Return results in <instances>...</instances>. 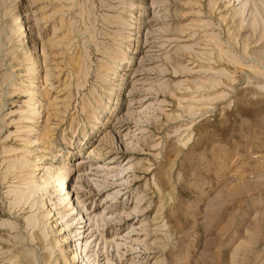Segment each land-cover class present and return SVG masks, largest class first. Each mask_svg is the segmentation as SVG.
<instances>
[{
	"label": "rangeland",
	"instance_id": "374dc122",
	"mask_svg": "<svg viewBox=\"0 0 264 264\" xmlns=\"http://www.w3.org/2000/svg\"><path fill=\"white\" fill-rule=\"evenodd\" d=\"M27 252L264 264V0H0V264Z\"/></svg>",
	"mask_w": 264,
	"mask_h": 264
},
{
	"label": "bare ground",
	"instance_id": "6f19581e",
	"mask_svg": "<svg viewBox=\"0 0 264 264\" xmlns=\"http://www.w3.org/2000/svg\"><path fill=\"white\" fill-rule=\"evenodd\" d=\"M20 16H19V18H18V21H16V23H15V25H16V28H17V32H18V34L20 35L21 33H24L25 32V28H24V26L21 24V17L23 16V13H21V14H19ZM25 22V21H24ZM180 30L181 29H178V31L180 32ZM41 54H42V56H43V53L41 52ZM44 57V56H43ZM34 58H35V62L34 63H36V62H38V60H40L39 59V55L38 54H36V55H34ZM121 80V79H120ZM40 105V104H39ZM38 105V106H39ZM50 105H51V103H49V102H46V107L45 108H43V109H45V112H47L48 111V108L50 107ZM33 110V109H32ZM31 110V111H32ZM28 113V112H27ZM45 121H47V116H45ZM46 135H47V131L45 132H43L42 133V135H41V137H40V140L41 139H43V138H45L46 137ZM106 137L105 136H102L101 137V139L102 140H104ZM106 141V140H105ZM106 142H108V143H110V144H114V142L111 140H108V141H106ZM48 147V146H47ZM111 147H109V148H105V149H103V148H99V149H95L94 147L93 148H91L90 150H88L87 151V156H90V155H92V161H97V162H105V161H110V160H108L109 159V157L107 156V154L108 153H110L111 152V149H110ZM115 157V156H114ZM111 158V159H115V158ZM65 163H62L61 165H60V168L58 169L59 170V172H58V174H56V176H55V179H53V180H51V179H49V177H48V175L50 174V173H53L52 171H50V172H48L47 173V175L45 176V177H43L44 179L41 181V182H37V183H33V188H35L37 191L38 190H44V192H45V190L46 189H52L54 192H60V198L58 199L59 200V208H63L66 204H67V202H70L71 200H72V196H71V194L69 193V188H68V186L66 185V182L69 180V176H68V172H69V169L67 168V167H63V165H64ZM124 166H121V165H114V164H111L110 165V167H109V172H112L113 174H114V177L115 176H117L118 174H119V170H126L125 168H123ZM36 168H38V166H36ZM117 178H118V176H117ZM117 179H115V181H116ZM112 183H114V182H112ZM31 186V185H30ZM116 185H115V183L112 185V187H115ZM111 187V186H110ZM32 189V188H31ZM34 190V189H33ZM32 190V191H33ZM36 191V192H37ZM31 192V191H30ZM39 192V191H38ZM51 192V191H50ZM50 209L52 208V206H50L49 207ZM73 208L74 209H77L78 208V204H74V206H73ZM76 212V211H75ZM79 212V211H78ZM70 215H73V214H70ZM79 215H80V217H81V219L83 220V223H84V225L83 226H81V228H83V231L81 232L82 234L88 229V227H87V224H86V222H87V219H84V215L81 213V212H79ZM61 218H58V220H60ZM101 221V220H100ZM64 227V224H62L61 225V228H63ZM69 236V233H67V235H65V236H62V237H59L58 238V240H57V242H59V243H63L64 241H65V239L67 238ZM82 237H84V238H86V235H82ZM52 244V243H51ZM57 244V243H56ZM53 246V248H54V245H52ZM117 247V246H116ZM57 248V247H56ZM88 251H89V249H87V251H86V253H85V255L88 253ZM25 252V251H24ZM77 252V249H75V253ZM19 254V253H18ZM28 254V252L25 254H21L20 253V256H22L21 257V262H22V264H32L31 263V259H29V256L27 257L26 255ZM76 256V255H75ZM73 257H74V255L70 258V260L72 261V259H73ZM64 259L65 260H67V258L66 257H64ZM69 259V258H68ZM41 261V260H40ZM67 261H69V260H67ZM96 264H101L100 263V261H97L96 262Z\"/></svg>",
	"mask_w": 264,
	"mask_h": 264
}]
</instances>
